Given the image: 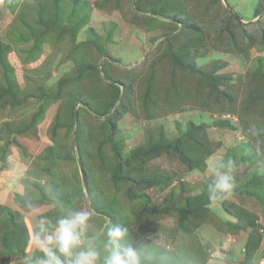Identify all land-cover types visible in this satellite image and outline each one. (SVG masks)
Instances as JSON below:
<instances>
[{
	"label": "rangeland",
	"instance_id": "374dc122",
	"mask_svg": "<svg viewBox=\"0 0 264 264\" xmlns=\"http://www.w3.org/2000/svg\"><path fill=\"white\" fill-rule=\"evenodd\" d=\"M258 26L264 31V0H0V39L14 47L3 58L11 72L0 104L24 98L5 131L30 160L18 208H0V229L12 214L30 240L21 252H0V264L42 255L33 234L41 217L64 214L56 199L65 212L91 203L90 235L109 220L126 225L143 264L166 252L186 253L176 264H264ZM146 150L159 154L128 170ZM192 152L235 165L232 194L200 220L186 200L212 178L206 161L188 168L182 158ZM235 205L250 223L230 214Z\"/></svg>",
	"mask_w": 264,
	"mask_h": 264
},
{
	"label": "clouds",
	"instance_id": "9594fccd",
	"mask_svg": "<svg viewBox=\"0 0 264 264\" xmlns=\"http://www.w3.org/2000/svg\"><path fill=\"white\" fill-rule=\"evenodd\" d=\"M234 167L231 160L224 162L209 157L206 161L207 174L212 178L207 186L209 207L232 194ZM53 206L64 214L54 222L47 217L37 221L34 246L42 255L35 259L24 257L22 264H143L126 225L109 220L90 235L89 225L96 215L90 202L86 207H69L66 212L59 199L54 200Z\"/></svg>",
	"mask_w": 264,
	"mask_h": 264
},
{
	"label": "trees",
	"instance_id": "16d2710c",
	"mask_svg": "<svg viewBox=\"0 0 264 264\" xmlns=\"http://www.w3.org/2000/svg\"><path fill=\"white\" fill-rule=\"evenodd\" d=\"M259 26L254 28V31H256L257 33L261 30ZM261 32L264 33L263 30H261ZM1 47L2 48H0V53L6 52L9 50V46L3 45L2 43H1ZM45 96H46V94L42 95V97H45ZM3 97H4V95L0 94V98L2 99ZM59 98H60V95L57 96V98H55V100H58ZM177 100L179 101V98H177ZM115 103H116L115 100L112 101L111 106H109V109L112 106H114ZM38 111H39V109H38ZM107 112H108V110H104L101 112V114L104 116L107 114ZM36 114H38V113H36ZM115 115H118V109H117V111H114V113L111 117H109V120L114 118L113 116H115ZM113 125H114V127H116V123H115L114 119H113ZM6 126L9 127L10 125L7 124ZM20 130H22V129H20ZM192 153H190V155L187 156L186 158L185 157L182 158L183 161L186 162V164L190 170L197 169L198 167L200 168L205 163V161L207 159V155L203 156L202 154H199V153L194 155L195 152H192ZM158 154H156V152H153V151L150 152L149 150L138 151V152L135 151L132 155V158L127 160V162H129V166L127 167V169L128 170H135V169H137V167L139 165H144L148 160L157 156ZM193 157H196L197 159L193 160L192 159ZM186 203H188V205H189V210L192 213L195 212L198 215V220L201 219V216H203L204 219L206 218V214H208V208H206V206L209 205V203H210L209 199H208V192H207L206 188L197 196L193 195V196H190L189 198H187ZM95 206H96V204H95ZM3 209L9 211L8 208H3ZM13 214H15V213H13ZM230 214L232 216H234L235 218H238L240 220V222L245 224V225L247 223H250V221L247 220L246 218H244V216L251 215V214H250V212L246 211L243 207H237L235 205L234 208L231 209ZM16 217L17 216L14 217V215L10 214V217L9 216L6 217L9 220H7L8 223L5 222V225L7 227L9 225H11V227L10 228L5 227V228L0 229V247H1L0 252H2V254L7 255V256H9L10 254H15L16 252H21L22 247L27 245L29 240H30V235L28 232L26 222L18 221L16 219ZM22 219L24 220V217ZM185 255H186V253L182 252V254L177 255L178 256L177 257L176 255H173V253L166 252L160 256L157 263L155 262L153 264H176L177 262L175 259H177V258L182 259V256L184 258ZM185 261L186 260L184 259V260L180 261V263L178 262V264H184Z\"/></svg>",
	"mask_w": 264,
	"mask_h": 264
},
{
	"label": "crops",
	"instance_id": "0c3cea01",
	"mask_svg": "<svg viewBox=\"0 0 264 264\" xmlns=\"http://www.w3.org/2000/svg\"><path fill=\"white\" fill-rule=\"evenodd\" d=\"M1 43L3 45L9 46L8 51L0 53V83L2 84V82H9V80H7V76L11 72L7 70L6 67L4 69V67L2 66V64H4L3 58H5V56L14 47L12 46L13 44L11 42L5 39H0V48H2ZM11 65L13 68H16L14 63ZM7 89L9 90V87H7ZM18 96L19 98H21V102L18 106H14L13 108L9 109L0 104V155L3 156L0 157V208H8L12 211H15V209L18 208L19 200L22 201V198L26 195V189L22 179L28 172L29 166L27 164L30 163V160L27 157L25 158L23 153L15 149V146L18 145V142L20 141L16 139L13 143H8V136L5 131L7 123L10 124V126L12 123V120L7 117V114L12 113L16 115L18 113H21L20 111L24 103V98H22V94ZM49 111L50 110L47 111L48 114L46 115V118L41 121L45 125H48L50 123L49 120L51 118V115ZM12 133L13 137L17 135V138L19 139L21 137H28L29 131L26 134H22V132H20L19 134L16 132ZM1 151L4 152L2 153ZM38 154L41 153L38 151Z\"/></svg>",
	"mask_w": 264,
	"mask_h": 264
}]
</instances>
